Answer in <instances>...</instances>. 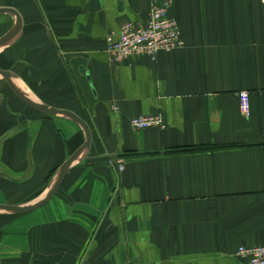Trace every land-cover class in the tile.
Wrapping results in <instances>:
<instances>
[{
	"label": "crops",
	"instance_id": "crops-1",
	"mask_svg": "<svg viewBox=\"0 0 264 264\" xmlns=\"http://www.w3.org/2000/svg\"><path fill=\"white\" fill-rule=\"evenodd\" d=\"M149 2L0 0L21 19L0 69L90 133L44 204L0 214V264H245L236 247L264 245V3L168 0L181 45L110 64L105 34ZM7 90L0 78V203L23 204L83 133ZM147 114L163 127L130 128Z\"/></svg>",
	"mask_w": 264,
	"mask_h": 264
},
{
	"label": "built area",
	"instance_id": "built-area-1",
	"mask_svg": "<svg viewBox=\"0 0 264 264\" xmlns=\"http://www.w3.org/2000/svg\"><path fill=\"white\" fill-rule=\"evenodd\" d=\"M167 7L168 0H150L142 22L124 21L116 31H108L104 38L108 62L115 64L139 55L153 58L158 50L169 51L180 46L179 30L175 20L168 16ZM238 106L245 112L247 92L244 90L238 92ZM128 124L132 129L163 127L159 114L135 115L128 119ZM235 255L245 264H264V245H239Z\"/></svg>",
	"mask_w": 264,
	"mask_h": 264
},
{
	"label": "water",
	"instance_id": "water-1",
	"mask_svg": "<svg viewBox=\"0 0 264 264\" xmlns=\"http://www.w3.org/2000/svg\"><path fill=\"white\" fill-rule=\"evenodd\" d=\"M3 13L12 17V24L0 35V49L11 42L19 34L21 27V19L16 10L9 6H0V14ZM0 77L4 80L13 95L24 104L50 116L60 115L66 117L76 123L83 133V141L60 163L56 169V173L50 186L39 199L23 204L0 203V211L18 214L31 211L41 206L54 194L69 164H71L84 150L88 148L90 133L85 121L72 111L64 108L53 107L46 103L31 99L25 92L13 83L12 74L8 70L0 69Z\"/></svg>",
	"mask_w": 264,
	"mask_h": 264
},
{
	"label": "rangeland",
	"instance_id": "rangeland-1",
	"mask_svg": "<svg viewBox=\"0 0 264 264\" xmlns=\"http://www.w3.org/2000/svg\"><path fill=\"white\" fill-rule=\"evenodd\" d=\"M2 16H6V17H10L9 19L11 20L12 19V17L11 16H9L8 14H6V13H3V14H0V17H2ZM6 27V26H5ZM8 29V28H7ZM6 29V30H7ZM1 78V77H0ZM2 79V78H1ZM6 91V90H5ZM8 92L10 91V90H7ZM5 94H7V93H5ZM9 95H12V93L11 92H9ZM1 97L3 98L4 97V94H1L0 93V99H1ZM5 98H6V96H5ZM4 98V99H5ZM38 197L37 196H28L27 198H25V199H23L22 201H20V202H22V203H29V202H31V201H34L35 199H37ZM0 214H7L6 212H2V211H0Z\"/></svg>",
	"mask_w": 264,
	"mask_h": 264
},
{
	"label": "trees",
	"instance_id": "trees-1",
	"mask_svg": "<svg viewBox=\"0 0 264 264\" xmlns=\"http://www.w3.org/2000/svg\"><path fill=\"white\" fill-rule=\"evenodd\" d=\"M186 149H194V148H176V150H186Z\"/></svg>",
	"mask_w": 264,
	"mask_h": 264
}]
</instances>
